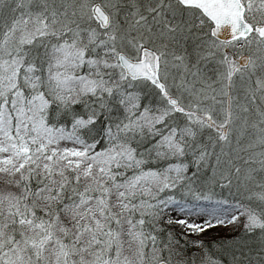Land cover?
Returning a JSON list of instances; mask_svg holds the SVG:
<instances>
[{
    "label": "snow or ice",
    "instance_id": "6c2138e0",
    "mask_svg": "<svg viewBox=\"0 0 264 264\" xmlns=\"http://www.w3.org/2000/svg\"><path fill=\"white\" fill-rule=\"evenodd\" d=\"M0 264H264V0H0Z\"/></svg>",
    "mask_w": 264,
    "mask_h": 264
}]
</instances>
